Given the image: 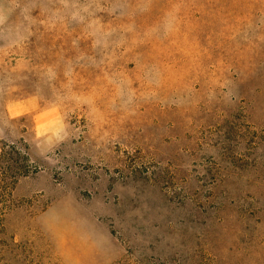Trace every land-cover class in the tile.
I'll return each mask as SVG.
<instances>
[{"label": "rangeland", "instance_id": "374dc122", "mask_svg": "<svg viewBox=\"0 0 264 264\" xmlns=\"http://www.w3.org/2000/svg\"><path fill=\"white\" fill-rule=\"evenodd\" d=\"M0 264H264V0H0Z\"/></svg>", "mask_w": 264, "mask_h": 264}, {"label": "trees", "instance_id": "16d2710c", "mask_svg": "<svg viewBox=\"0 0 264 264\" xmlns=\"http://www.w3.org/2000/svg\"><path fill=\"white\" fill-rule=\"evenodd\" d=\"M8 148H11V147H9V146H7V145L3 146V149H2V151H3V153H2V157L6 156V153H8L6 150H7ZM11 151H13V150H11ZM15 153L18 154L17 152H15ZM23 174H25V173H22V175H23Z\"/></svg>", "mask_w": 264, "mask_h": 264}]
</instances>
